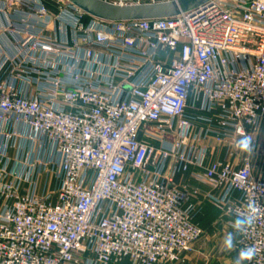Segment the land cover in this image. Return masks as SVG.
Listing matches in <instances>:
<instances>
[{"label": "built area", "instance_id": "built-area-1", "mask_svg": "<svg viewBox=\"0 0 264 264\" xmlns=\"http://www.w3.org/2000/svg\"><path fill=\"white\" fill-rule=\"evenodd\" d=\"M101 1L174 12L105 19L68 0L56 11L0 0L15 49L0 55V264L185 261L202 229L174 176L204 165L210 138L224 156L195 177L222 188L208 196L235 218L258 206L234 251L254 247L246 264H264V166L256 176L236 146L238 128L250 135L264 122V0L192 11L180 0ZM18 138L57 159L12 160ZM41 167L56 178L54 199L37 192Z\"/></svg>", "mask_w": 264, "mask_h": 264}, {"label": "crops", "instance_id": "crops-1", "mask_svg": "<svg viewBox=\"0 0 264 264\" xmlns=\"http://www.w3.org/2000/svg\"><path fill=\"white\" fill-rule=\"evenodd\" d=\"M52 10L56 11L59 6L66 3V0H45ZM10 9L7 12H0V26H5L9 20ZM45 33L49 36L56 34L53 23H49L44 29ZM15 52L13 38L9 31H0V55L13 54ZM5 74L0 75V80H3ZM20 87L22 84L19 83ZM26 88V86H24ZM28 90L32 91L29 87ZM262 123V122H261ZM260 123V124H261ZM196 126H204L203 122H194ZM259 127V126H258ZM23 130V128H18ZM256 132V131H255ZM251 132L249 136L255 134ZM4 137L0 134V149L3 147ZM208 153L203 166H191L187 171L177 172L174 176V184L178 187H186L192 193V198L195 202L196 210L194 221L202 229V235L195 240L194 250L187 255V258L183 262H169L166 264H234L237 253H227L222 247V241L224 236L234 232L233 227L229 224L235 219V217L227 212L221 204L213 202L209 198V194L218 196L222 188L214 187L201 179L195 177V173H201L206 167L215 159H220L224 156V146L217 143L213 138H210L207 142ZM7 154L12 160H24L27 157L29 159H38L45 161L47 159H57V155L53 148L49 144H44L40 147L37 142H32L29 139L18 138L16 141H12L11 145L7 148ZM244 152L239 153L238 156H242ZM253 172L256 176L260 175L261 170ZM37 192L38 193H51L56 188V178L52 172H48L46 169H39L36 174ZM54 199V194L51 195ZM225 251V253H224ZM223 253V254H222ZM109 264H133V262L124 258L118 262H111ZM246 264V261L244 262Z\"/></svg>", "mask_w": 264, "mask_h": 264}, {"label": "water", "instance_id": "water-1", "mask_svg": "<svg viewBox=\"0 0 264 264\" xmlns=\"http://www.w3.org/2000/svg\"><path fill=\"white\" fill-rule=\"evenodd\" d=\"M87 13L105 19H141L169 15L174 12L171 4H110L101 0H68ZM184 9L193 8L211 0H180Z\"/></svg>", "mask_w": 264, "mask_h": 264}, {"label": "clouds", "instance_id": "clouds-1", "mask_svg": "<svg viewBox=\"0 0 264 264\" xmlns=\"http://www.w3.org/2000/svg\"><path fill=\"white\" fill-rule=\"evenodd\" d=\"M237 132L240 139L237 141V148L244 153H251L253 150L252 137L247 135L242 128H238ZM259 212L258 206L254 202L247 205V214L238 215L232 221V227L236 234L243 233L252 226L257 213ZM222 247L225 251L231 252L235 248V236L233 232L227 233L222 241ZM256 255L254 247H246L240 249L234 264H244L245 261H251Z\"/></svg>", "mask_w": 264, "mask_h": 264}, {"label": "rangeland", "instance_id": "rangeland-1", "mask_svg": "<svg viewBox=\"0 0 264 264\" xmlns=\"http://www.w3.org/2000/svg\"><path fill=\"white\" fill-rule=\"evenodd\" d=\"M47 1H50V0H47ZM252 141H253V150L250 153V159H251L254 171L258 172L262 169V166H264V122H262L259 125L255 134L252 135ZM238 152L241 153L239 149H238ZM227 253L235 254L236 252L233 249L231 252H227Z\"/></svg>", "mask_w": 264, "mask_h": 264}]
</instances>
